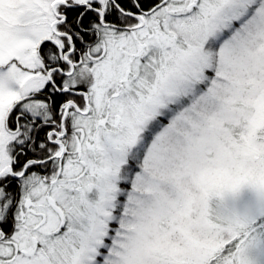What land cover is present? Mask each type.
I'll return each mask as SVG.
<instances>
[{"label":"snow or ice","instance_id":"6c2138e0","mask_svg":"<svg viewBox=\"0 0 264 264\" xmlns=\"http://www.w3.org/2000/svg\"><path fill=\"white\" fill-rule=\"evenodd\" d=\"M0 264H264V0H0Z\"/></svg>","mask_w":264,"mask_h":264}]
</instances>
